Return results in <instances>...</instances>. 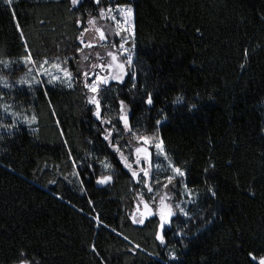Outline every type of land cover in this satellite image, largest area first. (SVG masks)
I'll use <instances>...</instances> for the list:
<instances>
[{
    "label": "trees",
    "instance_id": "16d2710c",
    "mask_svg": "<svg viewBox=\"0 0 264 264\" xmlns=\"http://www.w3.org/2000/svg\"><path fill=\"white\" fill-rule=\"evenodd\" d=\"M111 3L133 6L138 79L135 89L130 78L113 82L105 104L118 93L128 100L134 129L157 135L187 170L189 188L200 194L189 209L198 222L175 219L162 247L154 238L156 220L141 226L129 218L138 188L98 135L83 87L88 66L76 52L83 28L75 21L82 18L87 27L98 8L89 0L74 10L70 0H12L10 7L0 0V77L12 85H0V120L13 122L4 120V104L20 121L37 117L31 127L19 123L11 136L0 130V264H18L21 252L31 264H253L250 252L264 255V0ZM29 53L37 62L74 57L67 67L81 75L72 88L20 86ZM147 92L154 93L151 108L141 103ZM178 94L185 102L173 105ZM190 104L196 105L191 111ZM129 139L121 133L113 143ZM69 150L78 164L108 157L114 182L95 184L103 171L96 163L91 179L83 175L81 191ZM181 229L186 235L175 237ZM170 250L177 260H169Z\"/></svg>",
    "mask_w": 264,
    "mask_h": 264
},
{
    "label": "snow or ice",
    "instance_id": "6c2138e0",
    "mask_svg": "<svg viewBox=\"0 0 264 264\" xmlns=\"http://www.w3.org/2000/svg\"><path fill=\"white\" fill-rule=\"evenodd\" d=\"M83 2L84 0H70L73 10ZM89 2L98 8V13L96 15L89 13V18L86 21L88 27H84L85 21L82 18L76 19V27L78 29L83 28L76 37V40L83 47H77L76 52L81 54L82 61H87L90 59V55L85 54L84 49L91 50L97 46H101L105 48L106 57L110 59H106L100 52H95L94 54L98 62L92 63L89 70L83 72V87L88 90L86 94V105L94 108L92 118L96 121L98 135L107 143L112 152L118 154L119 162L130 173V178L133 183L140 188V191L135 193V207L129 214V218L134 224L141 226H145L147 222L156 220L157 224L154 238L160 246L168 247L167 232L171 231L172 223L175 219L183 216L186 225L198 222L189 209L198 200L200 194L198 191L189 188L187 170L177 166L170 158L163 146L162 139L158 140L154 134H141L138 130L134 129L131 122L133 109L128 100L118 99L120 95L118 93L117 96L112 97L113 103L105 104V101L108 99L107 93L111 89L113 82L123 85L130 78L133 81L132 88H136L138 76L133 71L135 47V32L134 26L132 25L133 8L131 5L120 4L112 7L111 0H109V6L107 8L101 6L103 0H89ZM3 3L10 7L12 0H3ZM101 20L114 22L115 28L110 24L101 25L99 23ZM17 30L20 31L21 37L23 38V32L18 23ZM110 36L113 37L111 50L107 47V41ZM115 37H119V44L115 43ZM245 55H247V50H245ZM72 59L74 57H65L63 60L57 57L55 61H49L45 58L37 62L29 53L24 58V63L29 66L28 74L35 72L36 75L31 79L21 78L17 81V84L26 86L28 89L39 87L47 89L48 86H55L58 83L72 88L75 77L81 75L79 68L74 75L67 67ZM2 63H4L5 68H9L12 62ZM46 65L48 67H45ZM241 66L243 67V65ZM0 81H3L4 88L12 87L3 78H0ZM45 95H47V91H45ZM2 98V95H0V99ZM184 102V96L178 94L172 101V104L180 105ZM141 103L149 108L153 107L155 104L154 93L147 92L146 96L141 98ZM113 104H118V110H113ZM2 107L4 113L10 114L13 117L11 124L3 123L0 120V128L5 129L10 136L13 135V129L19 123H24L31 127L37 120V117L32 115L30 118L24 116L23 120L20 121L15 112H9V105L5 104ZM195 107V104L188 105L189 111ZM105 109L113 112V114L107 115ZM166 120V115L162 120H157V128ZM57 123L59 124V122ZM121 133L131 137V139L123 145L119 140L113 143L114 137ZM61 135H63L62 132ZM91 142L89 141V143ZM153 148L156 150L155 153L151 151ZM125 152L128 154L126 155ZM161 157L163 158L162 162L153 165V158L159 161ZM69 158L73 161L74 171L72 175L79 180L81 191H84L83 175H87L91 179L96 173V163L99 164L103 171L100 175H96L95 184L98 186H107L114 182V176L112 174L114 169L108 157H105L103 160L97 158L96 163L78 164L69 150ZM214 167V164L209 165V168ZM209 168L204 170L205 174L208 173ZM79 169H83V172ZM163 172L168 174L163 177L156 176V173ZM50 183H55V181H50ZM207 192L213 198L216 195L212 187H208ZM145 195L149 198L145 199ZM95 219L98 220L99 218L96 217ZM208 222L210 223L211 221ZM113 231L115 230L113 229ZM173 235L179 238L186 235V233L181 229ZM136 247L139 248V245ZM92 250L95 251V246L92 247ZM248 255L253 264H264V255L257 257L252 252ZM20 256L21 259L18 261V264H31V261L25 258L26 254L24 252H21ZM168 256L169 260L172 261L178 259L174 250H170Z\"/></svg>",
    "mask_w": 264,
    "mask_h": 264
},
{
    "label": "rangeland",
    "instance_id": "374dc122",
    "mask_svg": "<svg viewBox=\"0 0 264 264\" xmlns=\"http://www.w3.org/2000/svg\"><path fill=\"white\" fill-rule=\"evenodd\" d=\"M103 1H107V5H106V7L105 8H107L108 6H109V0H103ZM112 1V0H111ZM112 4V3H111ZM117 4H112V7H115ZM123 5H129V4H123ZM131 7L133 8V6L131 5ZM99 23L101 24V25H105V24H109L110 23V25H112V27L113 28H115V24H114V22H112V21H106V22H103V20H101V21H99ZM132 25L134 26V14H133V19H132ZM87 27H88V25H87ZM125 35H127V33H125ZM115 39V43H117V44H119V42H120V40H119V37H115L114 38ZM112 42H113V37H109V39H108V41H107V47H108V49L109 50H111V44H112ZM129 46H131V45H129ZM95 49V51L94 50H89V49H87V48H85L84 49V53L85 54H89V55H91V54H93L94 55V57H95V52H100L101 53V55H103V56H105V58L106 59H110V58H107L106 57V51H105V48L104 47H101V46H97V47H95L94 48ZM81 60V59H80ZM81 62L84 64V65H86V66H88V70H89V68H90V66H91V64L92 63H96V62H98L97 60H96V57L93 59V58H90L89 60H87V61H82L81 60ZM45 67H48V65H46ZM36 75V73L35 72H33L32 74H26V75H23L21 78H24V79H31L33 76H35ZM1 78V77H0ZM20 78V79H21ZM37 78H39V77H37ZM45 79H47V78H45ZM6 82H7V80L6 79H4ZM0 85L1 86H3V81H0ZM5 105V104H4ZM8 105V104H7ZM2 116H3V118H4V120H6L7 118H13L10 114H6V113H4V111H3V107H2ZM9 112L11 113V112H13L12 111V109L10 108L9 109ZM16 113H18V112H16ZM19 118H22V117H19ZM21 120H23V119H21ZM3 123H6V124H10L9 122H6V121H4ZM0 130H5V129H3V128H0ZM147 135H153V134H147ZM155 135V134H154ZM157 136V135H156ZM158 138V137H157ZM130 139H131V137H130ZM129 139V140H130ZM129 140H126V141H124L123 143H122V145L123 144H125V143H127V141H129ZM158 140H159V138H158ZM151 151L153 152V153H155V148H153V149H151ZM125 154L127 155L128 153L127 152H125ZM116 156H117V158L119 159V156H118V154H116ZM134 158V157H133ZM162 160H163V158L161 157V160H156L155 158H153V165H155V164H157V163H161L162 162ZM126 170V169H125ZM127 171V170H126ZM130 174V173H129ZM168 173H166V172H163V173H156V176L157 177H163V176H165V175H167ZM137 188H138V191H140V188L137 186ZM149 197L147 196V195H145V199H148ZM177 199H179V197H177Z\"/></svg>",
    "mask_w": 264,
    "mask_h": 264
}]
</instances>
